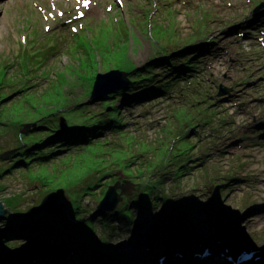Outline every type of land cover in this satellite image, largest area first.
Returning <instances> with one entry per match:
<instances>
[{
	"label": "rangeland",
	"instance_id": "rangeland-1",
	"mask_svg": "<svg viewBox=\"0 0 264 264\" xmlns=\"http://www.w3.org/2000/svg\"><path fill=\"white\" fill-rule=\"evenodd\" d=\"M263 1L0 0V99L10 96L11 103L18 106L27 95L34 96L0 124V144L5 150L13 144L17 131L32 132L35 122L30 119L59 106L58 95L67 97V108L75 112L106 116L112 106L106 102H117L120 96L111 100L103 99L104 96L91 98L98 73L127 70L134 64L141 67L155 59L163 47L171 50L189 40L200 41L185 48L184 60L195 55L190 76L170 82L168 91L155 99L123 106L120 114L124 126L107 130L99 140L101 145H94V149L75 145L47 164L32 162L30 168L20 165L0 175V197H11L6 199L8 204H17L15 207L22 214L40 201L45 185L55 188L76 180L68 192L78 189L83 193L84 186L96 182L95 188L84 193L80 201L87 214H96L93 239L108 242L111 252L104 257H112V264H160L162 249L153 251V245L148 247L147 243L157 236L156 224L163 216L170 220L179 213L190 214L189 221L198 234L207 232V228L211 230L208 240L207 237L196 240H202L203 245L194 248L201 255L206 249L222 252L225 245L239 246L232 243L233 236L241 247L263 244L264 5L254 11ZM224 87L229 90L220 93ZM120 103L121 100L117 102ZM25 112L30 115L22 117ZM33 112L36 115H31ZM65 114L60 111L57 118L60 120ZM18 117L21 124L12 125ZM187 134L190 149L179 139ZM181 151L180 157L169 158L154 174L148 175L147 171L139 174L140 168L160 161L165 152L174 155ZM114 153L125 155L124 163L133 162L127 163L125 169L118 165L121 160L118 164L112 162ZM94 156L103 157L106 162L102 158L94 161ZM8 160L0 159V171L11 163ZM181 161L186 174L179 177L174 171L175 163ZM98 162L108 166L86 172L91 164ZM166 171L164 186L159 190L172 201L157 204L154 214L153 207L144 214L146 208L133 206L131 198L142 193L143 183L154 185ZM125 178L133 179L137 186L131 193H123L115 209L130 202L133 221H123L116 215L97 220L104 212L96 211L97 204L109 184ZM60 194V200L71 203L70 196ZM211 203L219 204L220 212L214 211L215 218L208 210ZM178 207L183 212H178ZM43 215V212L33 217L22 214V221ZM216 216L224 218L225 223H218ZM9 225L0 219V227ZM235 229L240 232L236 233ZM146 234L150 235L149 241ZM191 239L189 235L183 246L178 247L187 253L169 256L175 258L171 264H185L188 254L189 258L194 257L188 252L187 245L190 248L196 242ZM52 242L39 250L44 243L11 240L9 248L0 249V254L9 251L18 261L33 258L34 262L36 258L32 255L20 254L34 248L38 253L35 257H40L42 264H66V260L68 264H80L81 255L74 263L71 261L74 249L64 250L59 243ZM66 251L68 257L64 256ZM244 251L250 250L242 248ZM258 252L264 254V249ZM125 256H129L128 262H123ZM223 257L229 261V255ZM180 259L183 261L176 263ZM263 262L264 259L254 260V264Z\"/></svg>",
	"mask_w": 264,
	"mask_h": 264
},
{
	"label": "trees",
	"instance_id": "trees-1",
	"mask_svg": "<svg viewBox=\"0 0 264 264\" xmlns=\"http://www.w3.org/2000/svg\"><path fill=\"white\" fill-rule=\"evenodd\" d=\"M199 42H197L196 40H189L184 44L177 46V49L171 50L163 47L160 50V54H157V57L155 59L146 62L144 66L138 67V65L134 64L133 66L128 68L127 71H130L129 76L132 80L130 85L125 89L118 90L103 97V99L111 100L119 95V100H121L120 104H117L119 100L117 102H106L107 106H111L112 104L111 111L107 113L106 116L100 115L101 113L85 116L84 114H82V112H75L71 110L73 108H67L68 106H66V102L68 101V98L62 97L61 95L57 96L58 99L56 98L60 102L57 108H53L47 114L36 115L35 112H33V114L31 113V115L37 116L34 119H30L36 124L33 127L31 133H23L21 131H17L16 138L11 141L13 142V144H9L11 145L9 149H15L10 157L7 158L11 163H9L8 166L4 167V169L0 171V175L10 173L13 171V168L20 167V165L30 168L29 165L32 162H38V164H47V162L50 161L51 158H56V155L58 156V154L65 151L66 148H71L75 145H78L80 147L86 146L88 150L94 149V145H101L99 140L103 135H105L107 130L113 129V131H115L124 126V120L122 119V116L120 114L121 108L123 106H132L134 104L143 102L144 100L155 99L168 91L167 87L170 82L176 80L181 81V79L190 76V71L195 66V59H192L195 58V55L188 57L189 60H184V56L186 55L185 48L193 44L197 45ZM182 57L183 59L181 60ZM8 97L10 96H6L0 99V124L6 122L5 119H10L14 111H17L19 108H21L20 106H22V104H25L26 102H28V99H32L34 96L30 97V95H27L25 100H22V104L19 103L18 106H16L15 103H11V100ZM60 111H64L66 113L64 115L67 120V127L65 129L61 128L60 120L57 118ZM29 115L30 113L25 112L22 114V117H26ZM21 122L20 117H18L17 119L13 120L12 125H20ZM194 126L195 125H192L191 127ZM1 130L2 127L0 126V131ZM188 136V134L184 136L182 135V137L180 136L179 138L180 140L185 141L184 144L186 149H190L191 147H188V142L186 141V137ZM145 146L147 147L148 145ZM3 147L4 146L0 144V151L5 150V148ZM181 154H183L182 151L176 152V154H174L175 156L173 155V152H165L164 155H162V159H159L160 161H158L160 163H149L150 165H147L146 168H140L139 174L142 175L145 171H147L146 173L148 175H152V173L160 169V167L163 166L169 158L170 160L171 158H178ZM93 158H95L94 161H98L99 158H102V160L104 159L103 157L95 156ZM126 158L127 157L125 155L120 156V154L117 155L114 153L112 162L118 164V162H120L121 160V163L118 165H123L126 169L129 166V162H133V160H131L124 163L123 161L126 160ZM191 158L192 156H190L188 159L190 160ZM104 161L106 162L105 159ZM105 162L91 164L86 172L92 170H102L105 166H108V163L106 164ZM183 162L184 161H181V163H175L177 168L175 169L174 174L176 176L181 177L186 174V171L183 170ZM170 163L173 162H169V164ZM139 174H134L132 176H137ZM166 174L167 171L163 172L161 174L162 179H156L157 181L154 185L143 183L141 186H145L140 188L142 190V193L131 198L133 199L130 201L132 205H139V208H144V210L146 208V212H143L144 214H146L148 210L153 207L152 213L154 214L156 212L155 209L157 204H160L163 201L166 202L167 200V204H169V201L171 202L172 199L170 198L169 200V195L159 190V187L163 185L165 177L164 175ZM76 179H78V176H76ZM76 183L77 181L73 180L70 182V185H68L67 183L65 186H58L60 192L64 191V193L71 197V203H65L64 207L56 213L43 211L44 215L42 217H38L36 220L24 219V221H22V214H20V212H18L15 207L17 206V204L9 205L10 211L0 217V219L5 220L10 224L7 228L0 227V249L9 248L8 245L10 244V241L16 239L44 244H49L52 243V241H55L59 243L64 250L74 249L72 250V252H74L76 255L74 254L72 257H70L72 262L75 259L78 260V255H81L82 259L81 261H79L80 264H112V257H104L108 256V254H110L111 252V249L108 246V242H96V240L94 241L93 239L97 227L95 220L96 214H87L82 201H80L82 195L88 192L90 189H94L97 184L96 182H90L83 187V193H81L80 190L76 189V192H70L72 194L70 195L68 189L73 188ZM150 188L151 190L148 191L147 189ZM219 197L220 194L217 195V200H220ZM130 202H124L120 207L111 212L104 211L100 213V216H97V220H108L112 215H116L123 221H133L134 211L130 207ZM176 204L180 205L183 203L181 202ZM177 210H180L178 212H183L180 207H178ZM208 210L211 214L214 215L215 218L216 213L214 211L220 212L219 204L208 205ZM179 214L180 215L173 216L170 220H166V216H163V218L158 221V223L156 222L157 236L155 238L153 237L152 239L154 240L151 242V244H149V246L153 245V251L162 249L160 253H163L168 252V250H171L172 252V249L175 248H177L175 250H178V247L183 246V242L189 235L192 238L197 236L198 233L196 232V230H194L192 223L189 221L190 214ZM84 215L88 216L83 217ZM83 218H85L84 222L81 221ZM216 219L218 223H225L224 218L218 216ZM214 225L219 226V224ZM234 231H236V233L240 232L237 229H235ZM225 237L226 239H228L229 233L225 234ZM98 250L100 252H97ZM68 252L69 251L64 252V256L68 257ZM31 255L32 257L36 258L34 262H32L33 258H27L26 262L18 261L20 259L16 256L2 253L0 254V264L43 263V261L39 259L40 257H35L36 254Z\"/></svg>",
	"mask_w": 264,
	"mask_h": 264
},
{
	"label": "water",
	"instance_id": "water-1",
	"mask_svg": "<svg viewBox=\"0 0 264 264\" xmlns=\"http://www.w3.org/2000/svg\"><path fill=\"white\" fill-rule=\"evenodd\" d=\"M262 5H264V1L258 4L255 7L254 11L258 10V8H260ZM129 75H130V71L119 70V69H112L105 73H98L91 91V98H97V97L99 98L111 92L127 88L132 81ZM228 90H229L228 87H224L221 89L220 93H223ZM60 124L62 129H65L67 127V120L64 116H61ZM23 131L24 130L22 129L21 132ZM14 151L15 149L0 151V159H7ZM136 186H137V182L129 178L128 179L125 178L123 180H116L115 182L109 184L103 197L97 204L96 211L100 212V211L114 210L118 206L121 199L123 198L122 196L123 193H131ZM42 190H45V192L41 194L40 201L37 204L32 205L26 211H24L22 213L23 216L33 217L39 213H42L43 211L49 213H56L64 207L65 203L63 200H60L61 194L58 186L55 188H51V186L45 185L44 189ZM6 199H8V197H5V199L0 197V217L10 211V206ZM149 236H150L149 234H146L145 237L146 241L148 240ZM51 244H40L41 246L37 249L41 250L44 247L47 248ZM136 245L138 246V244ZM142 246L143 245H141V247ZM247 246H251V245L247 244ZM4 253H7L8 255H13V253L9 251ZM35 253L36 250H34V248L22 250V252L20 251V254H24V255H31Z\"/></svg>",
	"mask_w": 264,
	"mask_h": 264
},
{
	"label": "bare ground",
	"instance_id": "bare-ground-1",
	"mask_svg": "<svg viewBox=\"0 0 264 264\" xmlns=\"http://www.w3.org/2000/svg\"><path fill=\"white\" fill-rule=\"evenodd\" d=\"M241 218H242V216H241ZM207 228V227H206ZM207 230V232H203V233H201V235H202V237L203 238H205V237H207V240H208V235H210L212 232H211V230L209 229V228H207L206 229ZM229 232L231 233V231L229 230ZM201 237V239H203ZM219 238V237H218ZM198 238L197 237H195V238H192L190 241L191 242H194V241H196ZM220 239V238H219ZM233 242H237L238 244H239V246L238 245H225L224 246V251H222V252H220V250L219 249H213L212 248V250L210 249V251H209V253H207V254H204L205 252H203V254L201 255V254H199V253H197V251L195 250L194 251V248H196L195 247V245H203V243H202V240H199V241H196L194 244H192V245H190V248H189V245H187L188 246V252H191V253H193V255H194V257L193 258H189L190 256H189V254L187 255V259L185 260V264H249L250 262L252 263V264H254V260L256 259V257L255 258H253V259H251V260H249V261H244V262H239L238 260H236L235 259V257L237 256V255H239L240 254V252L242 251V248L243 249H256V251H257V254H256V256L257 255H259L260 257H259V259H257L258 261L259 260H263L264 259V254H260L258 251H260V252H262L263 251V249H264V243L263 244H261L260 246H258V247H255V246H247V245H245V247H241L240 246V243H239V241L238 240H236V238L233 236V240H232V243ZM219 243V242H218ZM217 243V245L219 246V244ZM231 243V244H232ZM188 244H189V242H188ZM135 245V244H134ZM217 245L215 246V247H217ZM135 246H137V245H135ZM232 247V248H231ZM193 250V251H192ZM173 253H175V252H173ZM195 253V254H194ZM35 254H37L36 256H38V253H35ZM35 254H33V255H35ZM41 254V253H40ZM164 255H166V256H164ZM224 255H229V256H231V257H234V259L233 260H229V261H227L223 256ZM154 256H156V255H154ZM162 256H164V257H162ZM169 256H172L171 255V250H168V254L167 253H162V255H161V258H160V264H171L172 263V261H174V260H172V259H175L174 257H169ZM69 260V259H68ZM129 261V256H125V260L123 261V262H128ZM183 260L182 259H180V260H177V262L176 263H180V262H182ZM66 264H68V261L66 260V261H64ZM63 262V263H64ZM148 262V261H147ZM150 262H148V263H145V264H149ZM71 264V263H70ZM136 264H143V263H141V262H137ZM151 264V263H150ZM180 264H182V263H180ZM256 264V263H255ZM263 264H264V262H263Z\"/></svg>",
	"mask_w": 264,
	"mask_h": 264
},
{
	"label": "snow or ice",
	"instance_id": "snow-or-ice-1",
	"mask_svg": "<svg viewBox=\"0 0 264 264\" xmlns=\"http://www.w3.org/2000/svg\"><path fill=\"white\" fill-rule=\"evenodd\" d=\"M85 7H87V4H85ZM81 15H83V13Z\"/></svg>",
	"mask_w": 264,
	"mask_h": 264
}]
</instances>
